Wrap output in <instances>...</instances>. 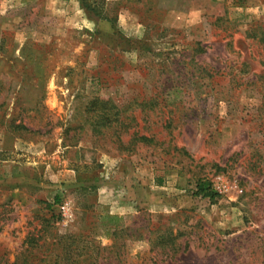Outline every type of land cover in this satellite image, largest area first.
<instances>
[{"label":"rangeland","instance_id":"374dc122","mask_svg":"<svg viewBox=\"0 0 264 264\" xmlns=\"http://www.w3.org/2000/svg\"><path fill=\"white\" fill-rule=\"evenodd\" d=\"M0 264H264V0H0Z\"/></svg>","mask_w":264,"mask_h":264},{"label":"trees","instance_id":"16d2710c","mask_svg":"<svg viewBox=\"0 0 264 264\" xmlns=\"http://www.w3.org/2000/svg\"><path fill=\"white\" fill-rule=\"evenodd\" d=\"M114 114H116V113H114ZM105 116L106 115H104V124H103V126H105V123L109 124L111 122V120L108 117H105ZM140 139L145 140L144 137H140ZM158 184H161L160 181L158 182ZM198 191L203 194V197H212L213 196V194L211 193L209 188H204V187L201 186V187L198 188Z\"/></svg>","mask_w":264,"mask_h":264}]
</instances>
